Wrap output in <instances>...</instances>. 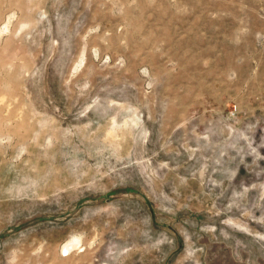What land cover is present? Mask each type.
<instances>
[{"label": "rangeland", "instance_id": "374dc122", "mask_svg": "<svg viewBox=\"0 0 264 264\" xmlns=\"http://www.w3.org/2000/svg\"><path fill=\"white\" fill-rule=\"evenodd\" d=\"M0 264H264V0H0Z\"/></svg>", "mask_w": 264, "mask_h": 264}]
</instances>
